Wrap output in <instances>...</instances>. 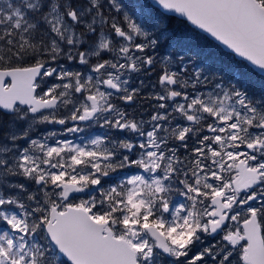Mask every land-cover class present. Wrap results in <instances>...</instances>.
<instances>
[{
	"label": "snow or ice",
	"instance_id": "6c2138e0",
	"mask_svg": "<svg viewBox=\"0 0 264 264\" xmlns=\"http://www.w3.org/2000/svg\"><path fill=\"white\" fill-rule=\"evenodd\" d=\"M0 115V264H264V0H0Z\"/></svg>",
	"mask_w": 264,
	"mask_h": 264
},
{
	"label": "flooded vegetation",
	"instance_id": "af4514ba",
	"mask_svg": "<svg viewBox=\"0 0 264 264\" xmlns=\"http://www.w3.org/2000/svg\"><path fill=\"white\" fill-rule=\"evenodd\" d=\"M159 54H161V49L159 50ZM140 79H143L145 81V86L142 88L141 97L137 100L135 104L123 105V106L127 109L130 115L135 116L137 119L143 118L147 120L148 113L151 111V109L149 108V103H154V101H147L146 99H144V97H147L148 94L152 91L151 84L155 80V76L154 75H152L151 77L141 76ZM136 83L139 84V81L137 80ZM81 127L84 128L83 132L70 135L68 138L74 141H79V143H87L90 139L100 135L103 131L102 129L99 128V126L94 124L91 126L82 124ZM60 130H61V126L59 125L40 126L37 129V131L41 133L47 131H60ZM138 171L139 170L135 168L125 169L122 170L119 173V175L121 178H124L126 176L137 174ZM107 186L108 185H105V187Z\"/></svg>",
	"mask_w": 264,
	"mask_h": 264
},
{
	"label": "trees",
	"instance_id": "16d2710c",
	"mask_svg": "<svg viewBox=\"0 0 264 264\" xmlns=\"http://www.w3.org/2000/svg\"><path fill=\"white\" fill-rule=\"evenodd\" d=\"M126 3H137L140 2V0H125ZM146 2H148V0H146ZM179 19V18H177ZM191 27V26H189ZM215 44V42H213L211 39L208 38V43L205 45L206 48H211V45ZM199 61V59H198ZM0 122H5V117H3L2 115H0Z\"/></svg>",
	"mask_w": 264,
	"mask_h": 264
},
{
	"label": "rangeland",
	"instance_id": "374dc122",
	"mask_svg": "<svg viewBox=\"0 0 264 264\" xmlns=\"http://www.w3.org/2000/svg\"><path fill=\"white\" fill-rule=\"evenodd\" d=\"M210 49V48H209ZM160 55H167V52L163 49V47L161 48V54ZM196 63L198 64L199 63V61H198V59H197V61H196ZM74 141V140H73ZM75 143H79V141H74ZM50 143H51V141H50ZM174 202H176L177 200H179L180 202H183V198H181V197H175L174 196Z\"/></svg>",
	"mask_w": 264,
	"mask_h": 264
},
{
	"label": "water",
	"instance_id": "95a60500",
	"mask_svg": "<svg viewBox=\"0 0 264 264\" xmlns=\"http://www.w3.org/2000/svg\"><path fill=\"white\" fill-rule=\"evenodd\" d=\"M149 2H150V0H148ZM190 26V25H189ZM206 35V34H205ZM209 39H211L210 37H209ZM212 40V39H211ZM213 41V40H212ZM213 42H215V41H213ZM215 43H217V42H215ZM238 59V58H237Z\"/></svg>",
	"mask_w": 264,
	"mask_h": 264
}]
</instances>
